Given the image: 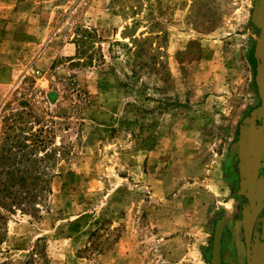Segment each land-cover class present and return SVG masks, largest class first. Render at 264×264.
Returning a JSON list of instances; mask_svg holds the SVG:
<instances>
[{"label": "rangeland", "instance_id": "1", "mask_svg": "<svg viewBox=\"0 0 264 264\" xmlns=\"http://www.w3.org/2000/svg\"><path fill=\"white\" fill-rule=\"evenodd\" d=\"M251 6L0 0V138L24 155L0 167L43 171L48 188L1 212L0 263L37 244L41 264H208L232 198L223 160L256 103ZM53 146L56 161H34Z\"/></svg>", "mask_w": 264, "mask_h": 264}, {"label": "flooded vegetation", "instance_id": "2", "mask_svg": "<svg viewBox=\"0 0 264 264\" xmlns=\"http://www.w3.org/2000/svg\"><path fill=\"white\" fill-rule=\"evenodd\" d=\"M249 21L256 31L249 54L256 103L236 122L223 160V174L232 189V198L224 205L225 214L211 226L208 264H264V154L261 152L255 160L249 156L247 136L262 127L260 118L251 121L249 115L261 107L255 78L260 65L264 70V61L258 57L259 48L264 54V0H252Z\"/></svg>", "mask_w": 264, "mask_h": 264}, {"label": "trees", "instance_id": "3", "mask_svg": "<svg viewBox=\"0 0 264 264\" xmlns=\"http://www.w3.org/2000/svg\"><path fill=\"white\" fill-rule=\"evenodd\" d=\"M89 34V33H88ZM134 40V39H133ZM77 54L83 53L79 49V45L76 43ZM32 144L31 147L39 148L42 145V141L38 140L34 134H30ZM26 141L27 139H23ZM7 142H10L8 144ZM17 138L13 135V139L8 141L7 135H3L0 138V166L1 164L10 165L14 162L15 159H22L24 157L23 152L17 157V153H12L14 147L12 144H16ZM7 145V148L10 147L13 151L9 152L8 150H4L3 146ZM19 147L23 146L17 142ZM42 147V146H41ZM56 147L53 146L52 151H43L38 158V160L34 161H43L44 159L51 158L53 161H56ZM20 152V151H19ZM27 180H31V184L27 183ZM48 193V188L46 186V179L44 178L43 171H29V170H19V169H10L5 168L2 169L0 167V229L4 226V217L2 213L12 210L18 209V207H24L28 205L30 200L33 201L32 205H37V202H41L44 199V196ZM24 201V202H22ZM22 211V209H18ZM2 212V213H1ZM95 235L92 233L90 235V239H93ZM1 238V237H0ZM38 243V241H36ZM91 248L93 250H91ZM43 250L39 249V246L35 244L34 248L30 252L29 259L24 264H41L44 260L42 256L44 255ZM96 251L93 248L92 240L88 241L87 246L84 247L83 253L86 258L93 257L94 252ZM100 251H96L98 253ZM0 264H5L1 262Z\"/></svg>", "mask_w": 264, "mask_h": 264}, {"label": "water", "instance_id": "4", "mask_svg": "<svg viewBox=\"0 0 264 264\" xmlns=\"http://www.w3.org/2000/svg\"><path fill=\"white\" fill-rule=\"evenodd\" d=\"M258 57L261 62L264 61L263 60L264 54L260 48L258 49ZM258 71L259 72L257 73V76L255 78V84L258 90L261 107L259 109L252 111L249 115L250 116L249 118L251 121L254 119L260 118L262 127L257 132L251 131L250 133H247V136L250 142L248 154L249 156H252L254 160L260 155L261 152H263L264 154V148L263 149L261 148L262 144L264 146V70H263V65L259 66ZM261 133L263 134V139H261L262 138ZM261 140H263V142Z\"/></svg>", "mask_w": 264, "mask_h": 264}]
</instances>
